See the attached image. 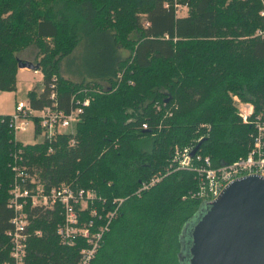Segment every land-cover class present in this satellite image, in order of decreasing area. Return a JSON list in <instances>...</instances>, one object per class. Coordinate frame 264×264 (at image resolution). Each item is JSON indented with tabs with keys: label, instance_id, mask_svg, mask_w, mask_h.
I'll use <instances>...</instances> for the list:
<instances>
[{
	"label": "trees",
	"instance_id": "16d2710c",
	"mask_svg": "<svg viewBox=\"0 0 264 264\" xmlns=\"http://www.w3.org/2000/svg\"><path fill=\"white\" fill-rule=\"evenodd\" d=\"M263 10L261 0H0V91H15L23 63L43 75V91L27 94L34 110L50 106L55 92L67 111L73 95L90 90L75 133L23 146V157L46 191L72 183L104 200L89 207L101 220L82 214L95 226L123 201L91 264H187L184 230L201 207L189 194L194 175L172 172L138 191L175 168L176 148L201 142L199 153L214 165L246 155L253 131L232 97L264 116ZM81 43L98 61L99 79L75 84L61 77L60 63ZM30 47L34 63L19 57ZM7 118L0 121V264L9 261L13 217ZM60 213L59 206L28 209V264L76 263L83 245L59 244Z\"/></svg>",
	"mask_w": 264,
	"mask_h": 264
},
{
	"label": "built area",
	"instance_id": "2783aa9c",
	"mask_svg": "<svg viewBox=\"0 0 264 264\" xmlns=\"http://www.w3.org/2000/svg\"><path fill=\"white\" fill-rule=\"evenodd\" d=\"M261 1L264 7V0ZM175 9L178 14L187 10L180 5H175ZM261 16H264V10ZM257 35L264 36V32L258 31ZM89 91L85 88L78 91L77 94L82 95V98L73 95L67 111L59 109L55 92H51L49 96L51 105L41 110L32 109L26 101H18L14 113L6 120L13 136L14 148L9 154L8 164L12 180L7 207L13 211V217L10 221L12 228L6 232L9 261L5 264H28L26 250L31 236L28 209L53 211L57 206L60 207L62 222L56 230L59 244L66 248H74L81 243L83 245L75 264H91L103 236L109 231L110 222L117 216L118 207L123 202L118 199L114 200L116 208L107 212L105 224L95 226L94 221L83 220L82 214L87 211L92 218L101 220L102 217L97 214V210L89 207L96 200L102 204L105 201L97 198L95 192L72 183H62L46 191L36 180L35 175L30 173L23 157V146L52 144L58 136L73 135L84 109L91 103ZM232 101L242 123L253 131L245 156L230 163L214 165L210 157L203 156L199 151L191 157L193 146L176 148L173 158L175 168L170 166L165 175L152 178L148 184L142 185L138 193L155 185L169 173L184 170L192 173L196 181L195 189L189 193L190 197L201 203H208L217 199L225 188L236 180L249 176L264 178V116L255 114L253 105L242 102L237 96H233ZM1 121L4 122L5 119ZM142 128L146 130L147 125L143 124ZM21 134H31L34 141L22 144L18 139ZM70 144L73 145L74 140H71ZM49 152H52V149H49ZM34 234L40 236L41 232L35 231Z\"/></svg>",
	"mask_w": 264,
	"mask_h": 264
},
{
	"label": "water",
	"instance_id": "95a60500",
	"mask_svg": "<svg viewBox=\"0 0 264 264\" xmlns=\"http://www.w3.org/2000/svg\"><path fill=\"white\" fill-rule=\"evenodd\" d=\"M18 68L34 70L26 63ZM188 224L187 264H264V178L234 181L217 199L203 203Z\"/></svg>",
	"mask_w": 264,
	"mask_h": 264
},
{
	"label": "rangeland",
	"instance_id": "374dc122",
	"mask_svg": "<svg viewBox=\"0 0 264 264\" xmlns=\"http://www.w3.org/2000/svg\"><path fill=\"white\" fill-rule=\"evenodd\" d=\"M186 13L187 10H184L179 14V16L185 15ZM84 45V43L79 44V46L73 51V53L61 62V72L69 75L68 79L70 81H74V83L88 82L93 80L97 81L99 79V75L95 73V71L97 72V70H94L95 66L98 65V61L97 63H95V58L88 57L84 49ZM34 54V48L30 47L23 53L19 54V57L24 61L34 63ZM122 55L126 56L127 52H123ZM33 77L34 76L32 75V73L19 74V89L17 91V95L16 93H13L14 95H16L17 99H25V83L32 81ZM18 139L22 144H30L33 142V139H31L28 134H21L18 136Z\"/></svg>",
	"mask_w": 264,
	"mask_h": 264
},
{
	"label": "crops",
	"instance_id": "0c3cea01",
	"mask_svg": "<svg viewBox=\"0 0 264 264\" xmlns=\"http://www.w3.org/2000/svg\"><path fill=\"white\" fill-rule=\"evenodd\" d=\"M182 16H184V15H182ZM120 53L122 54V51H120ZM24 73H27V74L32 73V75L34 77L32 78V81H30L28 83H25V88H26L25 89V99L19 100L16 97L17 91L19 89V83H20V81L18 79V76H19V74H24ZM60 75H61V77L64 80L70 81L68 79L69 75L61 72V63H60ZM93 81H88V82H93ZM70 82L74 83V81H70ZM100 82L103 85H105L103 81H100ZM75 84H79V83H75ZM43 88H44V86H43V75H42V73L40 71H38V70H27V69H24V68L23 69L19 68L18 71H17V74H16V89H15V91H13V92H1L0 91V121L4 117H8V116H10V115H12L14 113L15 106H16L18 101H26V102H28L27 94L29 92L34 90L36 93L39 94V93H41L43 91ZM13 93H16V95H14ZM24 135H26V134H24ZM28 135H29V137L31 139H33L31 134H28Z\"/></svg>",
	"mask_w": 264,
	"mask_h": 264
}]
</instances>
